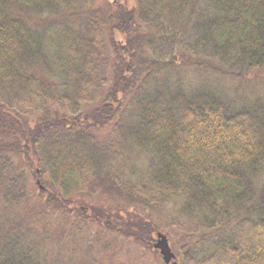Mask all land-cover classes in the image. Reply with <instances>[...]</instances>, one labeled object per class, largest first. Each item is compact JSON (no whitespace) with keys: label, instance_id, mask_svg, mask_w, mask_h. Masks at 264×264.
Returning <instances> with one entry per match:
<instances>
[{"label":"trees","instance_id":"trees-1","mask_svg":"<svg viewBox=\"0 0 264 264\" xmlns=\"http://www.w3.org/2000/svg\"><path fill=\"white\" fill-rule=\"evenodd\" d=\"M184 68L264 73V0H0V197L27 203L0 264H47L19 229L72 208L95 223L76 199L103 194L137 225L109 229L159 253L129 210L162 206L155 190L182 198L179 264H264V99L185 90ZM144 156V183L126 180Z\"/></svg>","mask_w":264,"mask_h":264},{"label":"rangeland","instance_id":"rangeland-1","mask_svg":"<svg viewBox=\"0 0 264 264\" xmlns=\"http://www.w3.org/2000/svg\"><path fill=\"white\" fill-rule=\"evenodd\" d=\"M111 34L114 38V34L111 31L104 36H107V43L112 49L113 43L109 39ZM177 63H180V61ZM165 73L168 74V84L178 82L173 71ZM175 74L179 76L184 89H190L192 92L199 93L215 90L214 93L218 96L223 94L224 96L221 97L226 100L235 99L244 103L257 98L264 99V73H262L261 69L248 72L243 78L222 77L216 73L213 75L202 70H187L186 68ZM109 128L111 127L108 126L103 131L107 132ZM134 149L135 147L132 148V151ZM136 163L137 170H129L130 167L133 169L135 165L131 163L130 158H127L125 164L130 167L127 166L129 174L125 176V179L136 184H142L147 174L146 163H148V159L144 156V159H139L140 164L138 161ZM124 165L120 167V164H118L116 168L119 166L118 168L121 169ZM112 194L118 193L113 192ZM152 194L163 198L162 206L150 204L152 207L141 208L132 205L129 210H135L134 214L141 215L140 220H137V222L143 221L144 226H156L158 232H164L169 237L171 236L173 249L177 257L183 261L186 250L183 244L180 245L179 238L181 237V232L185 233L189 228L184 224L180 216V211L183 208L182 198H172L162 192L157 193L156 190L152 191ZM38 195L39 192L36 191L34 198ZM108 195L111 196V194ZM103 196L106 195H99L93 197V199L82 197L83 202L82 199L81 201L76 199L78 203L85 206L93 203L96 206L92 207H98L102 211L99 217H95V223L91 219L86 218L82 210L79 211L77 208H72L73 211L67 214L58 211L50 214H42L43 212L36 214L33 220L26 222L19 231L25 232L27 226L30 228L34 227V230L29 233V241L39 251L38 258L45 263L47 262V264H165L159 253L146 248V244L136 245L132 237L122 235V229L120 231L119 229H109V227L114 228L115 226L113 222H108L107 218L109 215H112L115 221L124 219L127 222H132L133 226L130 227L134 229L137 225L132 216L124 211V207L120 213L112 211L115 208L118 209L116 206L108 208L109 198L108 196L107 198ZM157 201L159 203L161 199L157 197ZM70 206L73 207L74 205L70 204ZM101 206L102 208H100ZM25 208H27V203L7 205L0 197V232L3 231V227L6 229L15 223L20 226L18 221H20L21 216L25 212Z\"/></svg>","mask_w":264,"mask_h":264},{"label":"water","instance_id":"water-1","mask_svg":"<svg viewBox=\"0 0 264 264\" xmlns=\"http://www.w3.org/2000/svg\"><path fill=\"white\" fill-rule=\"evenodd\" d=\"M154 248L159 250L165 264H178L176 254L172 250L169 238L165 233H158L157 241L154 243Z\"/></svg>","mask_w":264,"mask_h":264},{"label":"bare ground","instance_id":"bare-ground-1","mask_svg":"<svg viewBox=\"0 0 264 264\" xmlns=\"http://www.w3.org/2000/svg\"><path fill=\"white\" fill-rule=\"evenodd\" d=\"M217 11V10H216ZM168 24V23H167ZM240 106V105H239ZM263 218V217H262Z\"/></svg>","mask_w":264,"mask_h":264}]
</instances>
